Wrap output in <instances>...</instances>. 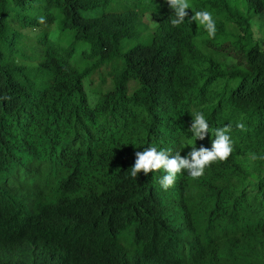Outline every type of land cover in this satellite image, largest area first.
I'll use <instances>...</instances> for the list:
<instances>
[{
  "label": "trees",
  "instance_id": "1",
  "mask_svg": "<svg viewBox=\"0 0 264 264\" xmlns=\"http://www.w3.org/2000/svg\"><path fill=\"white\" fill-rule=\"evenodd\" d=\"M126 1L0 0V264H264V0H189L179 26ZM203 10L214 38L187 23ZM225 126L202 177H131L136 152L187 157Z\"/></svg>",
  "mask_w": 264,
  "mask_h": 264
},
{
  "label": "clouds",
  "instance_id": "2",
  "mask_svg": "<svg viewBox=\"0 0 264 264\" xmlns=\"http://www.w3.org/2000/svg\"><path fill=\"white\" fill-rule=\"evenodd\" d=\"M170 8L174 12V17L171 21L173 26H179L186 23V17L190 9L189 0H166ZM193 21L199 26H203L210 38H214L216 34V23L212 14L207 11H195L194 15L187 20L188 24ZM40 23H45V18H39ZM237 127L244 130L243 123H238ZM193 133L195 140H203L210 130V125L205 116L201 112H197L193 117L191 127L189 129ZM230 126L217 128L214 130L215 139L212 142V148L201 147L199 149L193 147L187 157H182L180 152H176L170 158L167 151L157 150L156 147L144 149L142 152L135 153L136 159L134 166L129 170L132 178H136L138 174L143 173L145 176L150 173H157L163 170L165 173L160 179V185L164 190H168L177 179L178 174L183 171L194 179L200 178L205 174L207 168L216 162H225L233 154V141L229 135ZM252 159L264 160V156L253 154Z\"/></svg>",
  "mask_w": 264,
  "mask_h": 264
},
{
  "label": "rangeland",
  "instance_id": "3",
  "mask_svg": "<svg viewBox=\"0 0 264 264\" xmlns=\"http://www.w3.org/2000/svg\"><path fill=\"white\" fill-rule=\"evenodd\" d=\"M126 4H127L126 0H112L111 2V6H114L119 9L125 8L127 6ZM146 23L147 24L150 23L148 19H146ZM251 30L255 40H258L260 42L264 40V15H261L252 21ZM26 33H29L30 35L34 36L37 33V31H28ZM98 81L96 82V84H92V85L89 83V81L85 82L86 90L89 95V100L91 105H95L97 101V96L94 93V89L98 87ZM104 90H106V87L104 88Z\"/></svg>",
  "mask_w": 264,
  "mask_h": 264
}]
</instances>
